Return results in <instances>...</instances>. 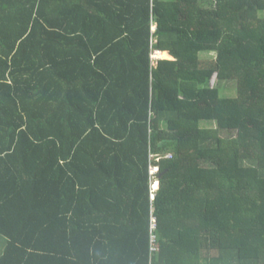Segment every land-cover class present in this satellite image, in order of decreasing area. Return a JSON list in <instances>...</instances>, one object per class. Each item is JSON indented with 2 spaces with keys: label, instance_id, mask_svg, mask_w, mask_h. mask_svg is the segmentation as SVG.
<instances>
[{
  "label": "trees",
  "instance_id": "1",
  "mask_svg": "<svg viewBox=\"0 0 264 264\" xmlns=\"http://www.w3.org/2000/svg\"><path fill=\"white\" fill-rule=\"evenodd\" d=\"M261 11L0 0V264H264Z\"/></svg>",
  "mask_w": 264,
  "mask_h": 264
},
{
  "label": "rangeland",
  "instance_id": "2",
  "mask_svg": "<svg viewBox=\"0 0 264 264\" xmlns=\"http://www.w3.org/2000/svg\"><path fill=\"white\" fill-rule=\"evenodd\" d=\"M260 14L262 17H264V11H261ZM160 57H163L162 53H161ZM227 83H229V85H227V87L225 88ZM221 88H222L221 92H222L223 96H226V97L237 96V82L235 80L225 81L224 83H221ZM216 126H217V124L215 122H203L204 128H210V127H216ZM158 187L159 186H156V184H155V189H158Z\"/></svg>",
  "mask_w": 264,
  "mask_h": 264
},
{
  "label": "built area",
  "instance_id": "3",
  "mask_svg": "<svg viewBox=\"0 0 264 264\" xmlns=\"http://www.w3.org/2000/svg\"><path fill=\"white\" fill-rule=\"evenodd\" d=\"M157 30V28H154V31H156ZM159 54H160V51H157V53L153 56L155 59H160V56H159ZM167 158H171V156L169 155V156H167ZM157 161H159V159L157 160ZM158 168L156 167H153L152 168V170H151V174L153 175V176H156L157 175V172H158ZM157 227V221H156V218H155V216L153 217V223H152V230H153V235H152V251L153 252H156L157 251V246H156V235H155V233H154V230H155V228Z\"/></svg>",
  "mask_w": 264,
  "mask_h": 264
},
{
  "label": "crops",
  "instance_id": "4",
  "mask_svg": "<svg viewBox=\"0 0 264 264\" xmlns=\"http://www.w3.org/2000/svg\"><path fill=\"white\" fill-rule=\"evenodd\" d=\"M161 52H164L166 55H167V53H168V56H169V57H167V58L165 57L164 59H173V57L170 55V53H169L168 51H166V52H167V53H166L165 51H162V50H161ZM158 186H159V184H158ZM158 188H159V187H158ZM155 190H156V189H155ZM153 199H155V198L153 197Z\"/></svg>",
  "mask_w": 264,
  "mask_h": 264
},
{
  "label": "clouds",
  "instance_id": "5",
  "mask_svg": "<svg viewBox=\"0 0 264 264\" xmlns=\"http://www.w3.org/2000/svg\"><path fill=\"white\" fill-rule=\"evenodd\" d=\"M160 52H161V51H160ZM160 58H162V57H160ZM167 156H169V155H167ZM167 156H166V158H167ZM170 156H171V155H170ZM157 168H158V167H157ZM158 169H159V168H158ZM158 172H159V170H158ZM158 172H157V173H158ZM156 183H159V182H155V184H156ZM155 184H154V187H153V188H154V191L158 190V189L155 190ZM153 197L155 198V195H154Z\"/></svg>",
  "mask_w": 264,
  "mask_h": 264
},
{
  "label": "bare ground",
  "instance_id": "6",
  "mask_svg": "<svg viewBox=\"0 0 264 264\" xmlns=\"http://www.w3.org/2000/svg\"><path fill=\"white\" fill-rule=\"evenodd\" d=\"M162 52H160L159 56L161 55ZM163 54V53H162Z\"/></svg>",
  "mask_w": 264,
  "mask_h": 264
}]
</instances>
